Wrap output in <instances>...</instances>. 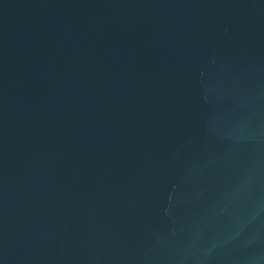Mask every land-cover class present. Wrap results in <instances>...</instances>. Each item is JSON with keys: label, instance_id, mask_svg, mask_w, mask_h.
Returning <instances> with one entry per match:
<instances>
[{"label": "water", "instance_id": "95a60500", "mask_svg": "<svg viewBox=\"0 0 264 264\" xmlns=\"http://www.w3.org/2000/svg\"><path fill=\"white\" fill-rule=\"evenodd\" d=\"M0 264H264V0H0Z\"/></svg>", "mask_w": 264, "mask_h": 264}]
</instances>
